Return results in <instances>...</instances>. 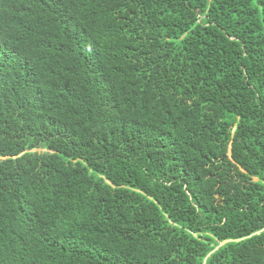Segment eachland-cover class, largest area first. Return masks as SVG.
<instances>
[{"label": "trees", "instance_id": "16d2710c", "mask_svg": "<svg viewBox=\"0 0 264 264\" xmlns=\"http://www.w3.org/2000/svg\"><path fill=\"white\" fill-rule=\"evenodd\" d=\"M0 264H264V0H0Z\"/></svg>", "mask_w": 264, "mask_h": 264}]
</instances>
